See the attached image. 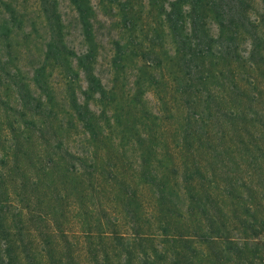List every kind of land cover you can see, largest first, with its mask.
Here are the masks:
<instances>
[{
	"label": "trees",
	"instance_id": "obj_1",
	"mask_svg": "<svg viewBox=\"0 0 264 264\" xmlns=\"http://www.w3.org/2000/svg\"><path fill=\"white\" fill-rule=\"evenodd\" d=\"M253 3L0 0V264H264V105L218 107L226 85L257 104L233 83L264 41Z\"/></svg>",
	"mask_w": 264,
	"mask_h": 264
},
{
	"label": "rangeland",
	"instance_id": "obj_2",
	"mask_svg": "<svg viewBox=\"0 0 264 264\" xmlns=\"http://www.w3.org/2000/svg\"><path fill=\"white\" fill-rule=\"evenodd\" d=\"M264 6V0H254L253 3V7L255 9H252L254 14H264V11H257V8H259L261 10V8H263ZM72 39L75 40V44L79 45L80 44V38L76 37V34L73 33ZM246 43H242L241 46L239 47V56L240 57V62L235 65L234 70H235V81L233 82L234 85H236L240 91L242 90L240 83H244L247 80H252L255 79V82L257 83V87H253L250 86V88L255 91L257 93L256 96H259L258 100H257V104L255 105H251L249 103H239L234 97L236 96V94L238 93L237 90H230L229 89V85H226L224 88L221 89V93L224 94L226 96V101L220 105H218L219 109H226L229 106H233L236 107L237 105H242L245 112L246 113H253L256 112L258 110H260V108L263 107L264 105V92L261 91L259 86H264V57L262 56V53L264 52V41L260 42L259 48L257 52H260L259 54H255L253 56V62H248L247 61V55H246V51H248L249 48H247V46H245ZM220 64L224 65L227 67V61L226 59H221L220 60ZM225 81L227 82V84H229L230 78L228 77V75H225ZM170 93L174 94L172 91H170ZM169 93H166V95H168ZM179 96H175L172 97V103L170 102V104H163V106L160 105V107H162V112L160 113V123L163 126V132L161 134L162 138L165 139V141H167L168 143H174L177 138H176V130L178 128V122L180 124L185 123V119L188 113V108H189V103H185L184 98H182V101H180ZM176 100L175 103H173V100ZM262 101V102H261ZM171 108V110H170ZM198 109V107L196 108ZM192 110V108H191ZM248 118H254L252 117V115H248ZM262 117H256V119L253 122H257L262 120ZM243 123V127L240 128V132H237L234 134V132L230 133L226 139L230 144H234L235 142H239V140L241 141H248L250 140V138L248 137L250 133L253 132V125L251 124L252 122L249 120H245L242 122ZM216 128H218V126H216ZM175 141H174V140ZM218 143H221V141L218 139L217 140ZM228 145V150L231 153H235L237 154V149L234 146ZM263 148H264V141H263ZM184 150V148H183ZM246 149L243 146H240L238 149V152H245ZM249 163H245L241 166H237V165H232L231 166V170L237 172L239 174V178L238 179V187L237 189L234 191V193L236 194H240L241 192H247L246 188L242 187L246 186L249 187L248 184V178L247 179H242L244 177L248 176L249 170H250V165ZM247 166V168H246ZM252 166V165H251ZM254 167V166H252ZM237 168H240L242 170H237ZM220 175V174H219ZM223 178V175H222ZM242 184V185H241ZM240 212H243V210H240ZM232 217V214H229V216H224V219L226 222H230L231 219H229V217ZM106 219H109L108 216H106Z\"/></svg>",
	"mask_w": 264,
	"mask_h": 264
}]
</instances>
